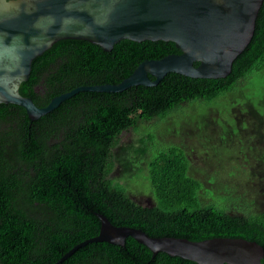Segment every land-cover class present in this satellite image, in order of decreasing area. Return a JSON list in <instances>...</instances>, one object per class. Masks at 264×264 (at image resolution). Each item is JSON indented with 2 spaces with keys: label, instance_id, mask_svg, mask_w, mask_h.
Segmentation results:
<instances>
[{
  "label": "trees",
  "instance_id": "1",
  "mask_svg": "<svg viewBox=\"0 0 264 264\" xmlns=\"http://www.w3.org/2000/svg\"><path fill=\"white\" fill-rule=\"evenodd\" d=\"M179 52L164 40L120 39L105 51L60 39L32 60L19 91L45 106L77 86L115 84L144 59ZM262 76L264 0L225 77L168 72L154 86L79 91L34 121L22 106L0 103V264H53L98 234L96 213L150 236L241 237L264 249V88L248 91ZM255 142L257 155L248 151ZM194 145L211 168L205 183L189 172ZM141 185L152 207L136 199ZM59 264L197 263L153 254L127 236L123 245L87 242Z\"/></svg>",
  "mask_w": 264,
  "mask_h": 264
},
{
  "label": "water",
  "instance_id": "2",
  "mask_svg": "<svg viewBox=\"0 0 264 264\" xmlns=\"http://www.w3.org/2000/svg\"><path fill=\"white\" fill-rule=\"evenodd\" d=\"M263 0H0V103L22 106L31 121L79 91L115 92L156 85L168 72L194 78H221L251 40ZM83 39L109 51L120 39L172 41L179 53L144 59L118 83L80 85L38 106L19 87L32 60L60 39ZM196 63V64H195ZM152 76V78L150 77ZM97 235L69 249L106 241L123 245L127 236L153 254L165 252L197 264H264L263 247L241 237L190 240L150 236L140 228L114 225L105 215Z\"/></svg>",
  "mask_w": 264,
  "mask_h": 264
},
{
  "label": "rangeland",
  "instance_id": "3",
  "mask_svg": "<svg viewBox=\"0 0 264 264\" xmlns=\"http://www.w3.org/2000/svg\"><path fill=\"white\" fill-rule=\"evenodd\" d=\"M264 77H260L258 80H256L253 84V87H249L248 91L252 92L253 91H257V90H261L264 88ZM152 121H150L151 123ZM122 143H126L130 136L129 133H123L122 135ZM246 138V136H245ZM167 140V137H166ZM178 141V139H176ZM189 144V143H188ZM245 144H247V141L245 140ZM252 144V143H249ZM187 147V146H186ZM256 148V149H255ZM254 149L249 148V152L250 153H256L254 155H257L259 153V145L258 143L255 142L254 145ZM188 151V157H189V164H190V168H189V172L192 174V176H195L197 179L201 180L203 183H205L207 181V175L209 173V171L211 170V168L208 166V163L206 162V158L205 155L203 153V149L201 148V146L198 145H194V146H190L189 148H187ZM241 153H238L237 155H239ZM253 155V154H252ZM252 155H248L249 158H251L253 161L255 159V157H253ZM212 158L214 159V157L212 156ZM227 159V158H226ZM247 164V166L250 165V163H244ZM134 182H137L138 179L133 176L132 177ZM137 186H135V189L133 191L134 195L136 196V199L138 200V202L141 203H145L149 200V192L147 190H145L144 185L140 186L139 188H136ZM132 189V188H131Z\"/></svg>",
  "mask_w": 264,
  "mask_h": 264
},
{
  "label": "flooded vegetation",
  "instance_id": "4",
  "mask_svg": "<svg viewBox=\"0 0 264 264\" xmlns=\"http://www.w3.org/2000/svg\"><path fill=\"white\" fill-rule=\"evenodd\" d=\"M144 204H147V206L152 207L153 203L151 201V198H149V200L145 202Z\"/></svg>",
  "mask_w": 264,
  "mask_h": 264
}]
</instances>
